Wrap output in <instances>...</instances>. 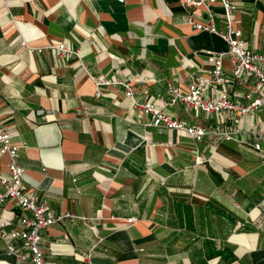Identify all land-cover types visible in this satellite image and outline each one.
I'll list each match as a JSON object with an SVG mask.
<instances>
[{"label": "crops", "instance_id": "crops-1", "mask_svg": "<svg viewBox=\"0 0 264 264\" xmlns=\"http://www.w3.org/2000/svg\"><path fill=\"white\" fill-rule=\"evenodd\" d=\"M193 1L0 0V119L20 146L25 187L53 213L87 218L43 231L47 264H264L261 111L167 108L208 131L197 141L149 126L121 85L95 95L93 77L130 81L139 102L159 104L170 87L184 92L207 77L208 52L229 47L188 24L191 13L204 17ZM231 1L246 48L264 54V0ZM214 10L223 31L219 3ZM59 44L78 50L86 70L51 48ZM223 69L225 85L206 96L224 91L248 105L253 81L235 79L229 58ZM227 131L231 139L217 135ZM19 214L12 201L0 207L8 230ZM0 264L33 263L0 240Z\"/></svg>", "mask_w": 264, "mask_h": 264}, {"label": "built area", "instance_id": "built-area-1", "mask_svg": "<svg viewBox=\"0 0 264 264\" xmlns=\"http://www.w3.org/2000/svg\"><path fill=\"white\" fill-rule=\"evenodd\" d=\"M194 4L205 6L204 17L197 19L192 13L187 16V22L195 30L209 32L218 35L223 39L229 49L227 52H208V60L211 68L207 77L191 85L187 91L170 87L169 98L160 96L158 102H139L135 98V92L130 81H112L109 79L96 80V96L102 95L101 87H111L121 85L125 87L126 97H128L133 108L151 117L149 126L178 130L186 132L193 139L200 141L208 133L200 126H190L186 123L172 118L166 109L178 103H184L195 111L208 114L231 111L241 115H248L252 111L259 110L264 120V54L246 48L242 32L236 27L235 14L237 6L231 0H194ZM220 4L223 10L225 30H219L216 26V12L214 6ZM22 46H27L25 41ZM60 56L68 58H78L82 67L86 66L82 61L78 50H73L66 44L51 46ZM229 58L232 64V73L235 79L246 78L253 81L252 89L246 94L248 105H242L233 101L230 96L222 91L216 98L206 96V93L215 86H224L226 78L224 76V60ZM234 132H219L217 135L225 139H231ZM256 149L260 150V145L256 144ZM20 146L13 143V134L0 119V154L8 157V173L0 176V183L3 191L0 192V207L12 201L20 209L19 225L8 230V223L0 221V240L4 241L9 252L17 255L19 259H30L33 264H47L44 250L41 248L43 241L42 233L54 224L64 221L76 222L77 220L87 221V218L75 216L69 212L55 214L48 210L41 197L28 191L24 184L25 170L19 161ZM22 242V247L27 250L22 252L18 242Z\"/></svg>", "mask_w": 264, "mask_h": 264}]
</instances>
